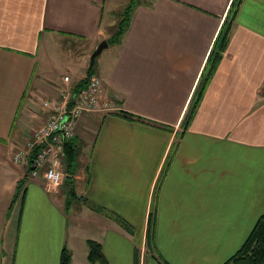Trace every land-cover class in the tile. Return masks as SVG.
Returning a JSON list of instances; mask_svg holds the SVG:
<instances>
[{"label":"crops","instance_id":"1","mask_svg":"<svg viewBox=\"0 0 264 264\" xmlns=\"http://www.w3.org/2000/svg\"><path fill=\"white\" fill-rule=\"evenodd\" d=\"M231 1L141 2L121 42L96 58L99 100L170 129L113 112L79 120L75 136L91 139L75 191L108 218L82 202L66 210V176L47 191L41 174L27 177L12 157L43 121L40 100L55 97L60 75L74 71L52 60L56 38L99 44L124 0H0V264H59L63 248L72 264H90L87 240L101 244L107 264H135L136 256L138 264H222L241 248L264 214V0L241 3L181 127ZM88 66L70 73L73 87ZM150 213L156 255L146 249Z\"/></svg>","mask_w":264,"mask_h":264},{"label":"trees","instance_id":"2","mask_svg":"<svg viewBox=\"0 0 264 264\" xmlns=\"http://www.w3.org/2000/svg\"><path fill=\"white\" fill-rule=\"evenodd\" d=\"M142 1L139 0H130L129 4L117 15L116 22L108 29V37L106 41L109 46L118 45L121 42V39L125 32L127 31L131 15L134 8L139 5ZM243 0H232L227 11L226 17L221 25L219 33L214 41V44L211 48L210 54L208 56L205 67L201 73L198 84L191 96L189 101L187 110L184 114V117L181 122L182 130H187L196 110L202 98V95L207 87L209 80L211 79L214 70L221 60L223 53L226 50L228 40L230 37L231 29L233 26V22L236 19V15L239 11L241 3ZM95 63L93 65L88 66L85 72V78L78 82L74 88L76 89L79 86H82L85 83L86 78L95 72ZM114 114L119 115L123 119L141 122L145 124H150L158 127H163L156 125L155 123L143 119L141 117L130 114L126 111H116ZM167 130H170L167 127H163ZM181 136V135H180ZM179 136V138H180ZM176 144L173 148L176 147ZM84 140L74 136L69 139L64 144V154L62 158V165L64 169V174L67 177L65 181L69 186V189L66 192V202L65 209L68 210L69 207L75 202H82V204H86L91 211L93 212H104L108 218H112V215L95 207L94 205L88 204L85 199L78 196L74 187V176L79 169L81 159H83L84 153ZM35 155V152L30 153L29 159L31 160ZM119 225L122 227H126L125 223L120 219H116ZM154 233H155V217L154 213H150L148 224H147V232H146V249L149 253L156 255V248L154 244ZM87 261L90 264H107V260L103 254L101 244L93 241L87 240ZM59 264H72L71 263V254L66 249L63 248L60 255ZM135 264H138V258H135ZM165 264V263H162ZM222 264H264V214L259 216L258 221L255 227L252 229L251 233L247 237V239L242 244L241 248L238 249L232 256L226 259Z\"/></svg>","mask_w":264,"mask_h":264},{"label":"built area","instance_id":"3","mask_svg":"<svg viewBox=\"0 0 264 264\" xmlns=\"http://www.w3.org/2000/svg\"><path fill=\"white\" fill-rule=\"evenodd\" d=\"M69 79L63 75L55 97L42 101L45 111L42 123L30 131L12 157L15 164L25 167L27 177L41 174L47 191H54L63 183L64 144L76 135L79 120L95 112H115L110 102L99 100L102 83L97 73L90 74L76 89ZM32 152L35 155L30 160Z\"/></svg>","mask_w":264,"mask_h":264},{"label":"rangeland","instance_id":"4","mask_svg":"<svg viewBox=\"0 0 264 264\" xmlns=\"http://www.w3.org/2000/svg\"><path fill=\"white\" fill-rule=\"evenodd\" d=\"M139 1H142V2H145V3L149 2V0H139ZM129 2H130V0H126V1L124 0V3H123L124 5H122L123 7H121V8L124 9L129 4ZM116 20H117V17H116ZM56 40H57V48L56 49L55 48L51 49V52H50L52 60L56 63V65L58 66L59 70L62 73H63L65 67H72L74 69V71L70 72V73L71 74H75V75L77 73L81 72V68H82L83 65H89V56H90L91 52L95 49L97 44H98L97 43L96 45H93L91 42L86 41V40H77V39H74V38H64V37H59V38L57 37ZM80 58H84V59H80ZM82 71L84 72L83 69H82ZM70 73L66 72V73H63L60 76L62 77L63 75H68L69 78H70L69 79L70 80L69 83L73 84V81H72V78H71L72 76H71ZM43 100H40V105H41V102ZM33 105H35V104H33ZM34 107H37V104ZM90 139H91V135L90 134L87 135L83 139L84 140V148H83L84 150L83 151H87L89 143H90ZM16 208H17V214H16V218H15L16 221L13 223L12 228H10V230L8 229L9 231H7V232H9L7 234H9L11 236L15 234L16 227H17V224H18L17 223V219H18L17 215L19 214V209H20V203L19 202H17ZM83 228L85 229V226ZM86 236H87L86 232L85 231L84 232L81 231L80 234H78V236L76 238H73V241L75 242V247H76V250H77V255L79 253L81 254V249L83 247L82 246L83 245V239Z\"/></svg>","mask_w":264,"mask_h":264},{"label":"water","instance_id":"5","mask_svg":"<svg viewBox=\"0 0 264 264\" xmlns=\"http://www.w3.org/2000/svg\"><path fill=\"white\" fill-rule=\"evenodd\" d=\"M108 43L106 40L101 41L97 47L92 51L89 57V66L93 65L95 62V59L102 53L103 50L108 48Z\"/></svg>","mask_w":264,"mask_h":264}]
</instances>
